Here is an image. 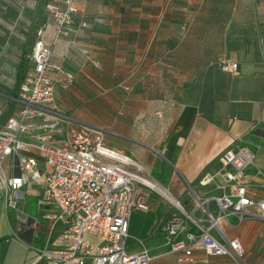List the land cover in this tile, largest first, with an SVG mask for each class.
Segmentation results:
<instances>
[{
  "label": "crops",
  "instance_id": "0c3cea01",
  "mask_svg": "<svg viewBox=\"0 0 264 264\" xmlns=\"http://www.w3.org/2000/svg\"><path fill=\"white\" fill-rule=\"evenodd\" d=\"M228 1L227 11L186 12L185 17L199 27L192 28L183 42L173 26L153 24L163 0H77L79 12L73 16L69 35L53 42L54 22L46 32L53 58L76 75L69 89L57 92V102L66 112L105 127V142L131 157L144 176L166 189L183 208L176 210L151 187L139 183L141 189L151 191L150 208L133 211L126 243L129 251L147 247L152 264H238L229 255H208L200 248L193 250V262H178L163 230L174 211L185 217L186 230H197L184 212L202 216L195 194L204 198L219 192L214 184L201 185L199 178L216 171L225 148L240 144L255 151V165L246 175L252 190L261 193L256 167L264 171L263 124L259 122L264 105V0ZM187 2L199 3L201 9L205 0ZM40 3L0 0L2 106L4 99H10L17 108L16 97L6 92L15 80ZM175 15L171 12L170 18ZM45 20L44 12L36 22L40 26ZM224 58L238 61L235 73L221 69ZM6 119L3 108L0 122ZM209 206L217 211L214 202ZM55 213L51 207L48 225L26 215L22 217L27 220L19 223L17 214L13 228L0 197V264H47L38 248L48 239ZM220 226L226 238L241 241L246 264H264V220L247 216L240 221L230 214ZM61 229L58 222L50 240L54 242ZM212 233L226 243L219 231ZM87 262L92 264L90 258Z\"/></svg>",
  "mask_w": 264,
  "mask_h": 264
},
{
  "label": "built area",
  "instance_id": "2783aa9c",
  "mask_svg": "<svg viewBox=\"0 0 264 264\" xmlns=\"http://www.w3.org/2000/svg\"><path fill=\"white\" fill-rule=\"evenodd\" d=\"M45 11L55 23L56 42L74 29L73 16L79 6L77 0H47ZM81 25L86 22L83 20ZM28 58L31 64L16 98V111L0 122V197L7 219L9 210L17 209L25 200L23 189L35 187L40 189V205L56 209L48 239L38 248L47 264H88L87 258L92 264H152L153 256L147 247L129 251L126 240L133 211L150 207V192L141 189L139 183L157 187L131 157L105 142V127L66 112L57 102V92L66 91L75 75L61 60L53 58L52 47L39 37ZM221 66L236 72L239 64L223 60ZM2 115L0 103V118ZM259 122L264 135V105ZM255 160V151L248 146L232 144L225 148L216 171L204 172L199 178L201 185L214 184L219 192L204 198L195 194L202 216L184 212L197 230H186V219L177 211L165 221L163 230L170 252L178 254V262H193V250L200 248L208 255L225 254L238 264H246L241 241L226 238L220 222L230 214L240 221L247 216L264 220V171L256 167V175L261 177L260 194L252 190L246 175ZM210 202L215 203L216 212L211 210ZM16 219L19 223L27 220L21 216ZM58 222L62 229L53 242L50 234ZM36 224L34 221L32 225ZM212 230L219 231L226 243Z\"/></svg>",
  "mask_w": 264,
  "mask_h": 264
},
{
  "label": "trees",
  "instance_id": "16d2710c",
  "mask_svg": "<svg viewBox=\"0 0 264 264\" xmlns=\"http://www.w3.org/2000/svg\"><path fill=\"white\" fill-rule=\"evenodd\" d=\"M46 1L47 0H41L40 7H39V12L40 13L38 14L39 16L37 17V19H35L34 25H33V27L30 30L29 37L27 38L26 42L24 43V48L21 51V54H20V57H19V61H18L17 65H16V77H15V80L12 83H10L11 88L6 92L7 94H9V96L16 97V98L18 96V92H19L21 83L24 80V76H25V74H26V72H27V70L29 68V64H30V60H29L27 54L30 51V49L32 48V46L34 45L35 41L40 37V38H42V40L44 41V43L46 45L50 46V44H51V43H49L51 39L48 40V38L46 36V32L49 31L50 26H51L50 24L53 21L48 17V15H47V13L45 11ZM170 1L171 2H178V3H182V4H188V8H192L194 6L195 7L197 6V4L189 3V2H187V0H180V1L170 0ZM221 2L224 3L222 9H221ZM215 7H217V10H209V11H219V10L220 11H227V10H229L231 8L230 1H228V0H215ZM188 11H193V10H191V9L190 10L187 9V10H184V11L183 10H179V11L175 12L177 14V15H175V18L171 19L170 18V13L171 12H169L168 10H164V11L161 10V11H159V18H156V19H154L152 21H153L154 26H157V22L158 21H162L163 22L162 26H167V27H169L171 23H174L171 26H173L175 29H177L179 31V32H177L178 33L177 35L179 36L180 39H182L181 42H183V39L188 36L187 34H185L186 30L189 28V27L186 26L188 24L187 21L188 20H192L191 18L185 17L186 16L185 13L188 12ZM44 12L46 13V20H45L43 25L39 26V24L36 21H38L40 18H42L44 16ZM39 23H40V21H39ZM37 24H38V26H37ZM157 27H160V26H157ZM40 28H42V30H41L42 33H41L40 36H38V30ZM54 32H55V30H54ZM61 39H63V38H61ZM223 60L236 61V60H230V59H226V58H224ZM223 60H221L220 64H219L221 69H222L221 64H222ZM92 61L94 62L96 60L92 59ZM97 65H99L98 62H97ZM67 69H69V68H67ZM69 70L72 71L71 69H69ZM74 75H75V73H74ZM75 81H76V75H75V80L71 84V86L75 83ZM124 85H126V84H124ZM125 87L129 88L128 86H125ZM3 104H4L3 108H4V117L5 118H8L10 115L15 113V111H16V109L14 108L15 107V103L12 100L4 99Z\"/></svg>",
  "mask_w": 264,
  "mask_h": 264
},
{
  "label": "rangeland",
  "instance_id": "374dc122",
  "mask_svg": "<svg viewBox=\"0 0 264 264\" xmlns=\"http://www.w3.org/2000/svg\"><path fill=\"white\" fill-rule=\"evenodd\" d=\"M177 1H180V0H177ZM194 4V2H193ZM223 2H221V9L223 7ZM199 3L197 4V6L195 7H192V8H188V4H182V3H178V2H171L170 0H163V3L160 4L159 6V11H164V10H168L169 12H177L179 10H193V11H196V10H217V7H215V0H205V2L202 4V8L200 9L199 7ZM172 19V18H171ZM177 21V20H176ZM191 21V22H190ZM174 22V21H173ZM188 24L186 25L187 27H189L185 34H189L188 32H190V30L193 28H195L196 26L199 27V25H197L195 23V20H188L187 21ZM174 23H171L170 25H173ZM163 25V22L162 21H158L157 22V26H162ZM170 27V26H169ZM191 35L192 33L190 34V38H191ZM188 38V36H187ZM192 39V38H191ZM164 189V188H163ZM147 190L149 192L150 189L147 188ZM151 190L155 192V194H157L161 199L165 200L166 202H168L171 206H173V208H175L176 210H179L181 212V209L179 208V206H177L174 202H172L171 200H169L166 196H164L159 190L158 188H152L151 187ZM37 193H40V189H36L35 187H32L31 189L27 190L26 191V194H27V197L25 200H21L18 204V208L15 209V208H11L9 210V213H10V218H11V221H12V224H13V228H14V219L16 217V215H21L22 216H30L32 218H37L38 221L41 223V224H49L48 223V220L46 219V215L49 213V207H46V206H41L39 201H38V196H37ZM150 208V207H149ZM149 208L147 210H149ZM138 211L140 209H137ZM135 210V211H137ZM142 211V210H141ZM145 211V210H143ZM12 227L10 228V231ZM39 229H37V233H38ZM217 231L215 230V233ZM159 236L163 239L164 236L162 234H159ZM24 243H26V241L22 240ZM44 262V261H43ZM42 264V262H41Z\"/></svg>",
  "mask_w": 264,
  "mask_h": 264
},
{
  "label": "bare ground",
  "instance_id": "6f19581e",
  "mask_svg": "<svg viewBox=\"0 0 264 264\" xmlns=\"http://www.w3.org/2000/svg\"><path fill=\"white\" fill-rule=\"evenodd\" d=\"M149 182L153 185V186H155V187H157V188H159V189H161L162 191H164L168 196H170L175 202H176V200H175V198L166 190V189H163L161 186H159L156 182H154V181H152V180H149Z\"/></svg>",
  "mask_w": 264,
  "mask_h": 264
}]
</instances>
